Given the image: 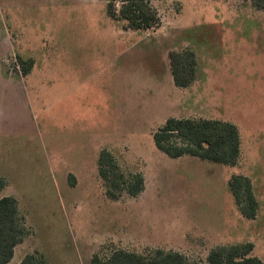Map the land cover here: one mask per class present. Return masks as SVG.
Listing matches in <instances>:
<instances>
[{
	"label": "rangeland",
	"instance_id": "374dc122",
	"mask_svg": "<svg viewBox=\"0 0 264 264\" xmlns=\"http://www.w3.org/2000/svg\"><path fill=\"white\" fill-rule=\"evenodd\" d=\"M152 4L161 24L133 32L108 17L107 0H0V197L18 199L31 227L11 264L35 251L50 264H92L101 252L156 248L207 264L228 242H253L264 258V12L237 0ZM187 48L198 72L181 89L169 56ZM18 55L35 61L26 77ZM170 117L233 121L241 164L167 157L153 134ZM105 148L143 173L141 195L107 198ZM232 173L254 184L255 221L234 203Z\"/></svg>",
	"mask_w": 264,
	"mask_h": 264
},
{
	"label": "trees",
	"instance_id": "16d2710c",
	"mask_svg": "<svg viewBox=\"0 0 264 264\" xmlns=\"http://www.w3.org/2000/svg\"><path fill=\"white\" fill-rule=\"evenodd\" d=\"M219 2V0H216ZM264 12V0H237ZM119 5L120 7L116 8ZM107 15L117 22H124L125 31L146 32L161 24L158 9L152 0H107ZM17 66L26 77L35 67L34 59L16 56ZM170 70L176 87L187 89L195 81L198 60L195 52L187 48L182 52H171ZM156 148L172 159L185 156L235 169L243 159L242 132L233 121L183 117L168 118L153 134ZM98 174L111 201L125 195L136 198L144 191L145 176L141 172L125 170L119 158L109 149L99 154ZM6 180L0 178V195L6 188ZM228 188L234 203L243 218L255 221L260 212V202L250 177L232 173ZM21 202L12 196L0 197V264H11L16 251L30 234ZM253 242L224 243L212 248L207 255V264H264V258L253 255ZM103 254V252H101ZM95 254L92 264H191L188 254L161 248L147 249L139 253L116 249L107 256ZM39 252L28 253L17 264H50Z\"/></svg>",
	"mask_w": 264,
	"mask_h": 264
}]
</instances>
